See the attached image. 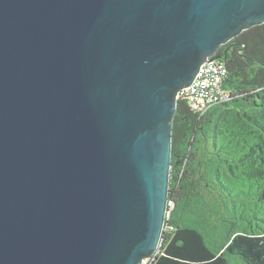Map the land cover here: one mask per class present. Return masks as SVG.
Segmentation results:
<instances>
[{"label":"water","instance_id":"obj_1","mask_svg":"<svg viewBox=\"0 0 264 264\" xmlns=\"http://www.w3.org/2000/svg\"><path fill=\"white\" fill-rule=\"evenodd\" d=\"M264 0H0V264H143L176 95Z\"/></svg>","mask_w":264,"mask_h":264},{"label":"trees","instance_id":"obj_2","mask_svg":"<svg viewBox=\"0 0 264 264\" xmlns=\"http://www.w3.org/2000/svg\"><path fill=\"white\" fill-rule=\"evenodd\" d=\"M230 101L176 103L167 215L147 264H264V25L220 47Z\"/></svg>","mask_w":264,"mask_h":264},{"label":"built area","instance_id":"obj_3","mask_svg":"<svg viewBox=\"0 0 264 264\" xmlns=\"http://www.w3.org/2000/svg\"><path fill=\"white\" fill-rule=\"evenodd\" d=\"M228 78V70L221 59L208 60L198 69L192 83L176 95L186 101L190 111L198 117L204 116L212 107L231 99V93L223 89Z\"/></svg>","mask_w":264,"mask_h":264},{"label":"rangeland","instance_id":"obj_4","mask_svg":"<svg viewBox=\"0 0 264 264\" xmlns=\"http://www.w3.org/2000/svg\"><path fill=\"white\" fill-rule=\"evenodd\" d=\"M148 263V260H145L144 262H143V264H147Z\"/></svg>","mask_w":264,"mask_h":264}]
</instances>
